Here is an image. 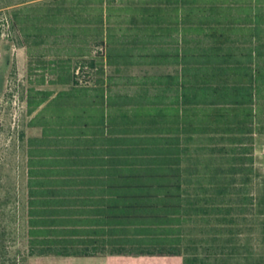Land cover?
Returning <instances> with one entry per match:
<instances>
[{"label": "trees", "instance_id": "1", "mask_svg": "<svg viewBox=\"0 0 264 264\" xmlns=\"http://www.w3.org/2000/svg\"><path fill=\"white\" fill-rule=\"evenodd\" d=\"M162 6L172 13L244 16L228 29L239 39L212 35L204 84H184L175 102L182 113H152L113 92L106 78L119 51L117 27L152 32V14L163 13ZM11 18L29 58V124L41 129L27 144L32 256L180 257L190 222L237 223L246 215L254 199L241 202L235 178L224 186L209 179L217 195L204 187L190 194L198 184L186 176L183 137L242 146L212 151L235 155L240 167L229 175L252 174L245 165L255 160L257 124L264 129V0H49L15 8ZM90 43V58L73 63L71 54ZM139 44L129 40L126 49ZM46 56L55 60L39 59ZM84 66L92 72L81 82L77 72ZM46 75L53 76L50 86L68 88H36L46 85Z\"/></svg>", "mask_w": 264, "mask_h": 264}, {"label": "rangeland", "instance_id": "2", "mask_svg": "<svg viewBox=\"0 0 264 264\" xmlns=\"http://www.w3.org/2000/svg\"><path fill=\"white\" fill-rule=\"evenodd\" d=\"M47 1L0 0V264H264V163L257 161L256 164L254 160L253 165H245L246 168L253 166L248 177L243 173L229 175L231 167H240V163L234 160L235 155L221 154L212 149L224 146L229 153L232 148L240 147L204 138L188 142L187 177L198 184L194 188L192 185L189 187L190 194L196 190L200 192L199 188L204 187L217 195L215 186L208 185L209 179L224 186L235 178L232 186L240 190L241 202L248 197L254 199L253 205H247L246 215L241 216L237 223L190 222L180 257L116 256L93 260L30 254L27 144L30 138L41 135V129L29 124L34 116L28 113L27 107L31 87L27 74L29 58L13 26L11 13L15 8ZM78 70L83 80L89 79L86 74L92 71L88 66ZM34 85L56 93L68 88Z\"/></svg>", "mask_w": 264, "mask_h": 264}, {"label": "crops", "instance_id": "3", "mask_svg": "<svg viewBox=\"0 0 264 264\" xmlns=\"http://www.w3.org/2000/svg\"><path fill=\"white\" fill-rule=\"evenodd\" d=\"M162 8L164 9L163 13L152 14V32L129 34L126 31V26L119 25L117 27L115 38L119 51L117 57L113 58L114 63L106 68V78L113 92L130 97L134 102L143 103L146 110L152 109V113L160 109L174 112L176 108H179L182 113L183 107H177L175 102L182 99L183 85L204 84V70L207 68L206 60L208 59L205 55L206 50L213 47L214 39L221 40L223 37L224 39L230 37L237 40L242 37V34L238 32L229 35L228 29L236 26L230 22L244 20V16L227 12L189 15L182 8L175 13L170 12L171 7L162 6ZM127 18L128 16L117 17L119 20ZM249 18L256 19L255 16ZM221 33H225V35L221 37ZM217 34L218 37L212 36ZM136 39L141 41V44L128 52L126 48L129 40ZM142 44L147 46L144 47ZM92 48V43H90L84 50H75L70 57L73 63L90 58L88 54L92 53ZM39 59L43 61L55 60L50 56ZM52 79V75H46V85H49V81ZM257 128L253 135L256 164L257 161L264 163V129L261 128V124H257ZM183 138L184 146L188 149L184 163L186 170L187 156L190 151L188 142L197 138L210 139V137L195 135ZM219 138L216 137V140L219 141ZM187 174L189 172L186 170V176ZM109 257L116 256L83 259L96 260ZM124 257L129 258L130 256Z\"/></svg>", "mask_w": 264, "mask_h": 264}, {"label": "built area", "instance_id": "4", "mask_svg": "<svg viewBox=\"0 0 264 264\" xmlns=\"http://www.w3.org/2000/svg\"><path fill=\"white\" fill-rule=\"evenodd\" d=\"M80 71L78 70V72H77V74L79 75L80 73H79ZM80 80H81V82H83V79L80 77Z\"/></svg>", "mask_w": 264, "mask_h": 264}]
</instances>
